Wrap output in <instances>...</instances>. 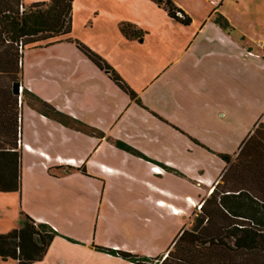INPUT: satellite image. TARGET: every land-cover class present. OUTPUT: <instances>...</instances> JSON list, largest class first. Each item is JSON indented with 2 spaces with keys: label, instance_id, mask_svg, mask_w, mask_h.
<instances>
[{
  "label": "crops",
  "instance_id": "obj_1",
  "mask_svg": "<svg viewBox=\"0 0 264 264\" xmlns=\"http://www.w3.org/2000/svg\"><path fill=\"white\" fill-rule=\"evenodd\" d=\"M32 1L38 0H24ZM172 1L189 24L152 0H73L70 34L24 51L25 88L55 110L41 111L19 96L14 221L18 227L24 212L58 233L31 264H136L96 246L160 264L183 230L205 223L198 204L227 168L233 177L264 181V0ZM218 14L226 28L213 21ZM122 21L146 31L143 39L126 38ZM73 39L100 55L141 105ZM108 136L155 163L135 157L129 168L116 166L122 151ZM159 163L176 172L152 170ZM64 164L67 174L58 169ZM227 202L242 211V202ZM215 223L230 220L217 216Z\"/></svg>",
  "mask_w": 264,
  "mask_h": 264
},
{
  "label": "trees",
  "instance_id": "obj_2",
  "mask_svg": "<svg viewBox=\"0 0 264 264\" xmlns=\"http://www.w3.org/2000/svg\"><path fill=\"white\" fill-rule=\"evenodd\" d=\"M152 1L176 21L186 25L190 23L188 15L172 0ZM72 2L38 0L26 3L24 0H0V192L19 191L21 185L18 102L19 96L23 94V53L31 46L52 43L70 34ZM213 21L221 28L227 27L226 19L219 14ZM119 29L129 39L142 40L146 33L128 21L120 22ZM72 41L98 68L106 70L110 79L131 99L141 104L136 92L100 55L79 40ZM40 103L48 112L55 113L49 104L41 100ZM256 130L249 139L257 135ZM115 144L126 150L132 149L124 142L117 141ZM133 153L142 155L135 151ZM218 155L226 161L232 158L230 154ZM80 171L84 173L85 170L82 168ZM233 175L231 166L223 172L222 182L214 186L201 204L198 221L204 220L205 223L201 226L197 224L194 230H183L160 264H264V181H246L240 175ZM228 199L242 202V211H234ZM207 206H211L212 211H208ZM217 216L230 220V223L217 227ZM56 235L58 233L48 224L38 223L21 212L19 226L0 233V259L11 258L17 264H31L43 258ZM96 248L136 264H150L154 261L153 258L150 260L127 251L99 246Z\"/></svg>",
  "mask_w": 264,
  "mask_h": 264
},
{
  "label": "rangeland",
  "instance_id": "obj_3",
  "mask_svg": "<svg viewBox=\"0 0 264 264\" xmlns=\"http://www.w3.org/2000/svg\"><path fill=\"white\" fill-rule=\"evenodd\" d=\"M26 54H28V52ZM22 84H23L22 102L23 103L27 102V103L31 104L33 107L38 108L41 111L43 110L45 112H48L47 109H45L41 105V103L38 102L37 99H35L34 97H32V95H30L29 91L25 88L24 82H22ZM172 126L175 127V125H172ZM106 141L110 145H112L111 143H113V145L116 146V147H118V146L115 144V142H117V141L123 142V141H121L119 139L112 138L111 136H108L106 138ZM125 144H127V143H125ZM110 148L114 152H117V149H115L113 147H110ZM118 148L122 151V159H121L120 162L115 160L116 166H120L121 167V164H122L123 165L122 167H126V168L128 167L129 168V167L133 166V163H132L133 160L132 159H134L135 157H140V158H142L143 160H146V161H152L148 156L144 155L142 152H140L139 150L135 149L132 146H131V148H132L131 150H126V149L120 148V147H118ZM55 149L59 150L60 147L59 148H55ZM61 150H63V149H61ZM134 151L137 152V153L138 152L141 153L144 157L148 158L149 160H147L146 158L142 157V155L140 156V155H137V154L133 153ZM124 158H127V159L131 158V159H128V160L126 159L125 160ZM159 165H154L152 167V170L157 171L158 173H160V172H163V168H165V167H166L165 170H167L169 172H172V170L175 169V168H173L170 165H165L164 164L165 167H162V165H160V166ZM68 166H70V165H67V164L58 165V169L60 171H62L64 174H67V173L70 172V168ZM55 173H58V172L55 171ZM177 174L182 176V174L180 172H178V170H177ZM188 182L190 183V185L194 184L193 183L194 181H192L191 179ZM189 183H187V184H189ZM18 208H19V194L18 193L0 192V233L9 232L10 230H12V229L17 227L18 221L17 220L14 221V218L16 217V213H17ZM68 239H71V238H68ZM151 262H155V261H151ZM0 264H17V261L14 260V259H11V258L0 259Z\"/></svg>",
  "mask_w": 264,
  "mask_h": 264
},
{
  "label": "built area",
  "instance_id": "obj_4",
  "mask_svg": "<svg viewBox=\"0 0 264 264\" xmlns=\"http://www.w3.org/2000/svg\"><path fill=\"white\" fill-rule=\"evenodd\" d=\"M245 55H253V53L251 51H245L244 53ZM20 92L22 91V87L19 88ZM201 207V204H198V208Z\"/></svg>",
  "mask_w": 264,
  "mask_h": 264
}]
</instances>
